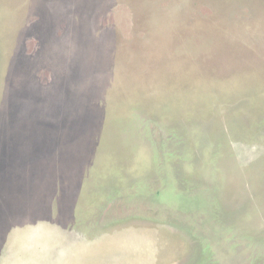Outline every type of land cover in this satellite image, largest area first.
<instances>
[{"label":"rangeland","instance_id":"1","mask_svg":"<svg viewBox=\"0 0 264 264\" xmlns=\"http://www.w3.org/2000/svg\"><path fill=\"white\" fill-rule=\"evenodd\" d=\"M0 264H264V0H0Z\"/></svg>","mask_w":264,"mask_h":264}]
</instances>
